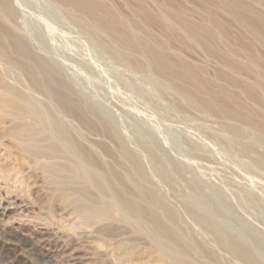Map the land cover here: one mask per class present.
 Returning a JSON list of instances; mask_svg holds the SVG:
<instances>
[{"label": "rangeland", "instance_id": "obj_1", "mask_svg": "<svg viewBox=\"0 0 264 264\" xmlns=\"http://www.w3.org/2000/svg\"><path fill=\"white\" fill-rule=\"evenodd\" d=\"M31 1L18 0V3H21L20 7L25 8L23 10L27 12L29 9V11L25 13L20 9L21 15H18L17 22L19 26L24 23L21 29L26 30L25 28L28 27L29 31L28 29L27 32L23 31L28 34L30 32V38L33 37L31 39L33 50L48 58L55 66V70L63 74L62 78L76 92L77 102L83 106L81 108L92 109L89 110L92 114H89L90 122L96 126L108 125V128L105 127L108 131L111 130L105 133L100 126V129L93 130L92 134V130L88 128L85 130V126L78 119L63 115L66 121L69 119L68 123L72 120L75 124L72 121L70 124L73 123L72 126L82 135L84 134L83 142L90 140L91 147L96 145L93 148L97 150L101 147L102 151L99 149L101 153L96 151L98 155L101 154L99 157L101 156L102 160L104 158L105 162H111L113 159L111 163L114 164L113 161L119 159L125 147V150L137 159L148 183H151L148 185L155 192L157 190L161 200L165 201L164 204L174 211L179 222L178 228H181L187 236L191 234L189 237L194 245L188 248L187 255L191 262L251 264L240 257L242 255L233 244L237 243L250 253L254 261L252 264H264V165H260V160L264 159L262 135L260 133L257 135L239 121L221 117L220 121L219 117L214 114L212 116V113L211 115L206 111L203 113V110L198 109L189 100L185 101L186 98L181 99L174 88L165 83L164 79L154 76L151 71L139 70V72L121 60L115 59L117 60L115 62L111 53L107 52L108 50L102 47L86 29L83 30L79 26L75 28L78 24L73 21L72 25L73 19L65 16L67 15L65 9L58 4L56 6L54 1ZM181 1L185 2V0ZM248 1L252 2L256 10L260 8L261 11H258L263 12L264 15L262 8L264 6L261 7L262 4L264 5V0ZM213 9L216 11L214 7ZM38 12L43 14L40 15ZM24 13L25 18H23ZM192 19L195 22L199 20L198 17ZM151 30L158 32L157 27H152ZM239 31L241 32L239 27L234 23L231 24V32L237 34L232 33L235 37H232L233 40L231 38L232 44L237 42L234 39L240 36ZM171 49L178 51L182 57L196 63L197 66L206 67L207 76L213 77L217 68L216 62L206 60L201 50L196 48L193 52V48H180L175 43L172 44ZM122 65L125 66V70ZM122 68L124 71H121ZM128 68L131 70L129 71ZM239 76L249 80L248 77L237 74V77ZM24 78L22 76L23 82H27ZM35 94V97H38L39 93ZM38 99L43 100L44 97L40 96ZM250 103L248 100L249 106L252 104ZM263 104L260 107L264 113ZM181 107L182 109H179ZM195 107L199 112L194 110ZM93 113H95L94 117ZM96 115L98 117H95ZM100 119L105 123L102 120L100 123ZM228 122L230 125H227ZM6 126L8 124L4 125L0 122V205L6 200L15 198L19 200V207L13 209L4 220L13 218L20 223L23 220L27 225L19 229V232H14L8 229L6 222L0 221V264H75L70 258L75 251L81 258L82 263L79 264H133L138 260L142 264H157L145 251L149 247L147 235H145L146 239L143 238L144 235L136 239L131 228L125 224L118 227L117 233L105 237L96 227L91 226V229L84 224L82 226V222L76 219L78 217L74 207L61 199L64 194L70 196L72 191L59 190L54 184L46 182L45 175L34 165L32 159L11 146V144L14 146V141L6 135ZM230 126L238 127L240 131L238 135L230 130ZM99 130L101 131L98 132ZM112 132L117 135L118 140L111 138L109 134ZM259 137H262L263 141L259 140ZM90 143L84 144L90 146ZM101 145L105 147V151ZM109 147L111 156H102L103 152H106L105 155L110 154L107 152ZM124 168L126 169L127 166ZM120 169L122 170L123 166ZM6 174L9 177L5 178ZM24 206L26 208H23ZM22 216L25 218L22 219ZM17 233L25 235L26 240L22 242V238L17 236ZM130 242L136 243L139 254L137 255L140 256H136V260L134 258L132 262L121 255L118 249L119 244ZM200 251L206 252L209 257L207 254L204 256Z\"/></svg>", "mask_w": 264, "mask_h": 264}, {"label": "bare ground", "instance_id": "obj_2", "mask_svg": "<svg viewBox=\"0 0 264 264\" xmlns=\"http://www.w3.org/2000/svg\"><path fill=\"white\" fill-rule=\"evenodd\" d=\"M52 1L56 3V6L58 4L65 9L67 13L65 16L73 19L72 25L73 21L78 24L75 25V28L82 27L97 39L102 47L111 53L114 61L115 59L121 60L138 71H151L154 76H159L174 88L178 96L182 97L181 99L186 98L185 101L189 100L198 109L203 110V113L206 111L210 115L212 113V116L213 114L218 116L219 119L221 117L235 120V122L239 121L248 126L251 131L256 132L257 135L260 133L264 138V113L260 107L264 101V59L262 60L264 57V15L263 12H259L260 8H257L259 11L255 9L252 2L250 3L248 0ZM20 4L18 0H0V122L4 125L8 124L5 133L14 141V146L12 144L11 146L19 153L32 159L34 165L41 169L42 174L45 175L46 182L54 184L59 190L67 191L69 189L72 191L70 196L64 194L61 199L74 207L78 217L76 219L82 222V226L84 224L90 228L91 226L96 227L105 237V235L110 236L117 233L118 227L125 224L131 228L136 239L142 235L148 236L149 247L145 251L155 263L194 264L187 257L188 248L194 245L189 237L191 234L187 236L181 228H178L179 222L174 211L164 204L165 201L161 200L157 190L155 192L149 186L151 183H148L146 174L137 159L130 155L125 147L119 159L113 161L114 164L111 163L113 159L111 162L106 160L111 164L105 162L104 158L100 159L99 155L101 154L98 155L97 152L101 147L99 146L100 148L97 150L93 148L96 145L91 147L90 140L83 142L84 134L82 135L72 126L74 123L72 120L73 123L70 124L71 121L68 123L69 119L68 121L64 119L63 115L78 119L85 126V130L87 128L92 130V134L93 130L100 129V126L104 132L111 131L107 129L108 125H105L106 128L103 124L96 126L90 122L89 114L92 109L86 110L87 107L82 109L83 106L81 105V108L77 102L76 92L62 78L63 74L55 70V66L50 63L48 58L46 59L45 56L33 50L31 43L33 37L30 38V32L26 33L28 27L25 28L26 30L21 29L24 21L21 26L17 22L18 15H21ZM262 6L264 5L262 4ZM192 17H198L199 20L195 22ZM233 23L241 30L239 38L234 39L237 42L240 39L238 43L236 42L237 44L234 41L235 44L231 43L235 38L233 34H236V32H231ZM152 27H157L158 32H153ZM50 29L53 30V28ZM79 32L81 33V31ZM173 43L179 45L180 48H193V52L197 48L201 50L206 60L215 61L217 68L215 65L216 70L213 77L207 76L206 67L197 66L196 63L182 57L178 51L171 49ZM122 67L125 70V66L122 65ZM135 69L132 70L133 74H135ZM124 70L122 68L121 71ZM237 74L244 75L249 80L237 77ZM22 76L26 78L24 79L27 82H23ZM146 77L148 76L146 75ZM35 93L41 94L40 96H43L44 99L39 100V94L38 97H35ZM248 100L252 103H250L251 106L247 104ZM196 107L194 110L199 112ZM91 115L90 117H92ZM216 119L215 121H218ZM98 120L95 121L98 123ZM222 123L218 124L222 125ZM240 125L242 126V124ZM237 128L231 127L230 130L238 135L239 129ZM218 130L220 131V129ZM112 133L109 134L111 138L115 141L118 140L117 135ZM262 137H259V140ZM261 140L263 141V139ZM84 143H90V146ZM101 146L103 148V145ZM104 148L103 151H105ZM109 149L110 147L106 151L109 152ZM99 153L101 152L99 151ZM243 153L245 152L243 151ZM105 154L106 152H103L102 156H111V153ZM260 163V165H264V159L260 160ZM121 166L123 169L127 166L125 171L120 169ZM4 176L5 178L9 177L7 174ZM18 201L15 198L1 202L0 205V221L6 222L8 229L14 232H19V229L27 225V223H23V220L22 223L13 218L8 219V222L4 220L13 209L19 207ZM23 218L25 217L22 216ZM19 234L17 233V236ZM19 236L24 242L25 235ZM144 236L143 238L146 239ZM135 244L130 242L118 246L121 255L127 257L130 262L134 258L136 260V256L139 255ZM233 244L242 255L240 257L251 264L254 262L250 253H247L239 244ZM206 252L200 251L204 256H206ZM236 253L238 254V252ZM78 254L75 251L72 253L73 257L70 256L75 264L82 263ZM144 254L146 255V253ZM207 257H209L208 254ZM135 264L142 263L138 260Z\"/></svg>", "mask_w": 264, "mask_h": 264}]
</instances>
